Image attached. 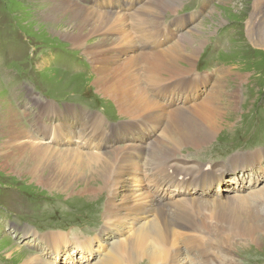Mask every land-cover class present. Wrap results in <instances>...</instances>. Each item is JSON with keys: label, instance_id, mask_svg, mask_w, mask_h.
Instances as JSON below:
<instances>
[{"label": "bare ground", "instance_id": "bare-ground-1", "mask_svg": "<svg viewBox=\"0 0 264 264\" xmlns=\"http://www.w3.org/2000/svg\"><path fill=\"white\" fill-rule=\"evenodd\" d=\"M51 1L52 4L41 5L45 9L42 16L51 25L61 26L57 34L80 50L95 67L98 77L92 83L97 94L113 102L118 114L127 121L128 126L124 128L140 126L137 121L156 128L148 126L143 130L141 127V132H129L120 139L110 135L103 145L104 137L116 126L107 123L98 113H83L82 122L77 121L81 124L79 129L69 127L72 133L68 137L78 143H66L64 134L68 131L62 130V121L54 120L57 109L50 113L53 106L44 105L39 112L48 117L49 122L43 118L36 122L37 128L33 130L22 128L21 141L14 146L20 154H13V150L7 152L6 165H20V176L26 175L28 182L52 191L69 195L82 187L81 192L88 199L104 192L109 215L105 229H112V225L121 228L131 219L128 236L122 242H114L104 255L109 259L103 264L114 261L248 264L235 259L232 250L238 242L261 245L264 187L251 190L246 196L225 199L204 200L196 194L189 195L198 193L199 186L207 183L212 170L202 171L194 181L193 175H187L195 173L200 165L178 157L184 148L197 150L213 140L226 115V108L220 103L223 93L229 95L230 104L236 108L239 96L236 91L228 92L222 81L219 83L222 82V86H216L206 95L200 94V86H192L199 45L183 36L167 48L174 39L170 27L161 36L164 14L174 11L175 7L166 6L164 0H91V5L83 4L85 0ZM113 2L119 8H111ZM253 7L255 14L248 24V37L253 44L264 48V0H256ZM259 13L262 27L256 26ZM136 29L140 32L133 34ZM174 32L177 35V30ZM159 43L161 46L156 49ZM128 50L132 53L125 55ZM165 91L173 92L166 99L156 96ZM72 116L73 120L79 117ZM55 125L62 134L53 132L51 127ZM39 130L42 133L38 134ZM50 130L54 134L49 133ZM138 135L147 136V141L136 142ZM15 156L16 160L10 161ZM169 173L173 174L170 179L173 182H163L160 178ZM129 179L135 181L136 187L120 198V190ZM96 181L101 185L95 187ZM185 184L187 186H183ZM232 205H241L246 210L247 222L221 229L217 224L218 229L214 230L212 225H206L207 216L200 218L193 213V209H200L208 215L212 213L211 218L221 220L217 210ZM243 249L246 248L243 246ZM11 251L13 257L19 249ZM179 256L181 263L177 261ZM38 257L28 255L23 263L53 264Z\"/></svg>", "mask_w": 264, "mask_h": 264}, {"label": "rangeland", "instance_id": "rangeland-1", "mask_svg": "<svg viewBox=\"0 0 264 264\" xmlns=\"http://www.w3.org/2000/svg\"><path fill=\"white\" fill-rule=\"evenodd\" d=\"M255 1L179 0L177 3L164 0L166 6L175 7L162 19L161 36L170 27L174 38L166 47H172L183 36L199 45L192 86H200V94L206 95L223 82L228 92L236 91L239 96L237 108L230 104L229 95L223 93L220 98L226 115L213 140L200 149L184 148L179 152V159L200 165L195 173L187 175H193L194 181L202 171L212 170L207 183L199 186L198 193L189 194L204 200L246 196L251 190L264 187V48L250 41L247 29L255 14ZM44 3L52 4V1L0 0V264H24L28 255L39 256L40 260L53 264H103L109 259L104 255L114 242H122L128 236L131 219L121 228L112 225V229H105L109 215L104 192L88 199L81 192L82 187L68 195L28 182L27 176H20L18 172L20 165H6L5 154L10 150L20 154L14 146L21 141L22 128L33 130L37 128L36 122L43 118L49 122V118L39 112L44 105L53 106L50 113L57 109L54 120L62 121V130L68 131L64 134L66 143H78L68 137L72 133L69 127L79 129L81 124L77 121L82 122L83 113H98L107 123L116 126L104 137L103 145L110 135L120 139L129 132H141V127L144 130L155 125L137 121L140 126L124 128L128 126L127 121L118 114L113 102L97 94L92 83L98 77L95 67L80 50L57 34L61 26L51 25L42 16ZM85 3L91 5L92 1L85 0ZM113 7L119 8L114 2ZM261 17L260 13L256 17L257 27H262ZM139 32L138 29L132 31L133 34ZM160 46L159 43L156 49ZM130 53L132 50L125 55ZM171 92L156 96L166 99ZM72 115L79 117L73 120ZM51 128L60 133L57 125ZM147 139V136H135V141L141 144ZM172 176L169 173L160 179L171 183ZM94 183L95 187L101 185L99 181ZM135 187L134 180H127L120 190V198ZM193 213L200 218L207 216L206 225H212L214 230L248 220L241 205L219 208L217 213L222 221L200 209H193ZM236 244L232 250L235 259L264 264V238L259 246ZM16 248L18 253L10 256L11 249ZM180 260L179 256L178 263Z\"/></svg>", "mask_w": 264, "mask_h": 264}]
</instances>
